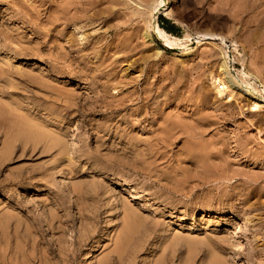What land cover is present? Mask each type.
<instances>
[{"label":"rangeland","instance_id":"1","mask_svg":"<svg viewBox=\"0 0 264 264\" xmlns=\"http://www.w3.org/2000/svg\"><path fill=\"white\" fill-rule=\"evenodd\" d=\"M257 1L0 0V264H264Z\"/></svg>","mask_w":264,"mask_h":264},{"label":"bare ground","instance_id":"2","mask_svg":"<svg viewBox=\"0 0 264 264\" xmlns=\"http://www.w3.org/2000/svg\"><path fill=\"white\" fill-rule=\"evenodd\" d=\"M247 1V0H246ZM255 1V0H254ZM257 1V0H256ZM261 2V1H260ZM263 2L264 1H262V3L261 4H263ZM249 3V2H248ZM254 4H255V2H253ZM257 3H258V1H257ZM159 5V4H158ZM158 5H156V11H154L153 13H152V15H150V20H149V28H150V30L154 33V35L158 38V39H160V40H162L166 45H170V46H173V43L175 44V42H176V40H177V38H175V37H172L168 32H166L163 28H161V26H159V24L157 23V21H156V19H157V15H156V13H157V6ZM234 5V4H233ZM247 5V4H246ZM246 5H245V7H246ZM251 5V4H250ZM241 6V5H240ZM252 6V5H251ZM250 6V7H251ZM261 6V5H260ZM258 7V6H257ZM264 7V6H263ZM259 8V7H258ZM99 9V8H98ZM238 9H240V8H238ZM241 9H242V7H241ZM245 9V8H244ZM243 9V10H244ZM251 9V8H250ZM153 10V9H152ZM154 10H155V8H154ZM259 10H262V7H261V9H259ZM259 10H258V12H259ZM241 12V11H240ZM251 12V11H250ZM257 12V11H256ZM264 12V11H263ZM238 13V12H237ZM251 14V13H250ZM253 15L255 14V12H253L252 13ZM259 14H260V12H259ZM263 14H261V16H262ZM255 16V15H254ZM257 16L258 17H255L256 19L258 18L259 19V16L260 15H258L257 14ZM149 18V17H148ZM246 18V17H245ZM251 18H253V17H251ZM66 19V18H65ZM241 19V18H240ZM247 19V18H246ZM250 19V18H249ZM97 20V19H96ZM253 20V19H252ZM249 21V20H248ZM255 21V20H254ZM262 21V20H261ZM256 22V21H255ZM260 22V21H259ZM258 22V23H259ZM252 23H254V22H252ZM251 23V24H252ZM258 25V24H257ZM257 25H256V27H257ZM258 28V27H257ZM256 28V29H257ZM260 28V27H259ZM258 28V29H259ZM245 29V28H244ZM261 29V28H260ZM214 33V32H213ZM239 38V37H238ZM254 39V38H253ZM257 40V39H256ZM255 43V42H254ZM262 44V43H261ZM163 45V44H162ZM252 45V44H251ZM163 46H165V45H163ZM165 47H167V46H165ZM261 47V46H260ZM156 49V48H155ZM159 50V49H158ZM252 50V49H251ZM212 56H214V53L213 54H211ZM258 59V58H257ZM225 60V59H224ZM225 61H223L222 62V64H221V66H224V67H226V65H225ZM223 70V69H222ZM221 70V71H222ZM220 71V72H221ZM224 73H226L225 71H224ZM227 74V73H226ZM222 75H223V73H222ZM245 75H246V73H245ZM224 77V76H223ZM228 79H230V78H228ZM222 80H223V84L225 85L226 84V82L228 83L229 81H227V78H226V80L224 79V78H222ZM217 82V81H216ZM230 82H231V80H230ZM229 86V85H228ZM230 87V86H229ZM254 103V102H253ZM256 104L254 103V106H255ZM258 105V104H257ZM255 108V107H254ZM176 121V120H175ZM259 122V121H258ZM171 125H172V123H171ZM163 129V128H162ZM162 129H160V130H162ZM165 131H166V129H164ZM185 130V129H184ZM168 131V130H167ZM171 132H169V134H170ZM162 134H165V133H162ZM166 135H168V134H166ZM170 136V135H169ZM164 138V137H163ZM171 138V137H170ZM157 140V139H156ZM165 140H167V139H165ZM182 140V139H181ZM160 141V140H159ZM169 141V140H168ZM167 142V141H166ZM156 145V144H155ZM195 145V144H194ZM161 147V146H160ZM152 155V154H151ZM201 169V168H200ZM192 177V176H191ZM244 183V182H243ZM61 255V254H60ZM122 259V258H121ZM25 261V260H24ZM109 261V260H108ZM123 262V261H122ZM107 263V262H106ZM16 264V263H15ZM23 264H24V262H23ZM108 264V263H107Z\"/></svg>","mask_w":264,"mask_h":264},{"label":"trees","instance_id":"3","mask_svg":"<svg viewBox=\"0 0 264 264\" xmlns=\"http://www.w3.org/2000/svg\"><path fill=\"white\" fill-rule=\"evenodd\" d=\"M165 21L167 20L163 17H161V19L159 20V25L161 26V28H163L168 33H175L176 32L175 28H171L169 26L164 25Z\"/></svg>","mask_w":264,"mask_h":264},{"label":"water","instance_id":"4","mask_svg":"<svg viewBox=\"0 0 264 264\" xmlns=\"http://www.w3.org/2000/svg\"><path fill=\"white\" fill-rule=\"evenodd\" d=\"M168 49H170V48H168Z\"/></svg>","mask_w":264,"mask_h":264}]
</instances>
